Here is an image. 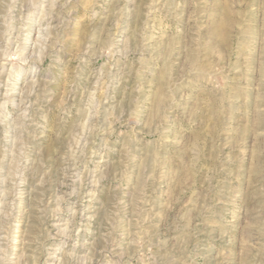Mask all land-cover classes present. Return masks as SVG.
<instances>
[{"label": "rangeland", "instance_id": "1", "mask_svg": "<svg viewBox=\"0 0 264 264\" xmlns=\"http://www.w3.org/2000/svg\"><path fill=\"white\" fill-rule=\"evenodd\" d=\"M57 11L33 65L40 127L23 138L22 195L0 212L15 241L0 264H264V0H71ZM90 98L108 130L64 160Z\"/></svg>", "mask_w": 264, "mask_h": 264}, {"label": "clouds", "instance_id": "2", "mask_svg": "<svg viewBox=\"0 0 264 264\" xmlns=\"http://www.w3.org/2000/svg\"><path fill=\"white\" fill-rule=\"evenodd\" d=\"M71 0H25L20 6L22 13L19 17L13 16L15 0H0V5L4 6L5 14L3 18V28L0 30V52H3V59L0 61V68L7 65V79L0 80V89H3L0 97V125L5 128V138L0 143V185L4 187L0 190V212L11 216V208L16 206L17 200L22 195L19 191V184L23 182L25 176V163L28 160L25 156L27 145L24 137L32 138L29 127L34 126L39 129L40 125L30 119L29 109L32 102L29 97L35 92V71L33 65L38 63L43 56L44 47L50 37L49 28L52 27V20L60 15L57 11L58 5L62 11L64 5L69 4ZM14 21L18 25L14 27ZM36 34L33 42L30 38ZM5 72L0 71V77ZM32 75V79H25L24 90L18 87V81L23 77ZM31 85V87H29ZM18 96V99L13 97ZM100 101L94 98L89 100V111L86 117L77 125L73 126L68 137V148L63 154L64 160H79L84 155L85 144L91 136H101L108 129L101 128L93 123V118L98 115ZM9 108L12 111H9ZM169 109H164L167 112ZM112 109H107L110 117ZM83 115V113H81ZM107 118V117H106ZM164 119H168L167 116ZM163 128V121L157 131ZM163 128V131H167ZM11 134V135H10ZM59 136V133L57 134ZM104 149L93 151V156H100V160L91 161L96 164L97 169L103 161ZM9 160L11 166H9ZM6 165V166H5ZM194 166V162H193ZM210 180V177L208 178ZM264 194V189L261 190ZM239 195L244 196L243 190ZM11 197V199H9ZM203 207V206H201ZM7 209V211H5ZM191 211V210H190ZM179 227V224L177 225ZM9 233L7 227H0V261L8 258L7 249L14 248L15 241L10 245L8 243ZM11 264H16L15 260Z\"/></svg>", "mask_w": 264, "mask_h": 264}]
</instances>
